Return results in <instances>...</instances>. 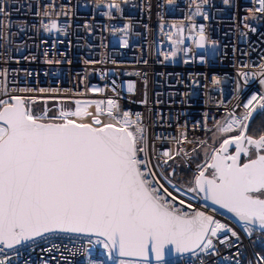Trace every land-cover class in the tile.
<instances>
[{
    "label": "built area",
    "instance_id": "obj_1",
    "mask_svg": "<svg viewBox=\"0 0 264 264\" xmlns=\"http://www.w3.org/2000/svg\"><path fill=\"white\" fill-rule=\"evenodd\" d=\"M109 2L5 0L11 23L3 30L5 38L0 39V84L5 90L16 89L10 95L25 98L30 108L41 103L57 116L78 99L104 101L103 117L109 99L132 119L139 114L152 171L178 196L175 206L187 213L199 211L200 194L182 195L188 188L166 174L178 155L163 167L167 158L161 154L179 149H183L180 154L193 152L203 145L200 141L206 142L217 122L227 120L229 113L239 116L252 95L264 94L259 82L264 78L260 75L264 71V14L254 11L258 0H230L228 5L223 0H174L171 5L167 0H120L119 10L110 8ZM196 3L207 19L192 16ZM42 21L55 22L61 31L46 32ZM200 27L206 36L203 48L197 46ZM253 27L255 32L250 30ZM180 40L183 42L178 43ZM172 51H176L175 57H171ZM241 73L249 75L247 82ZM129 83L135 85L132 92ZM93 107L96 109L95 104ZM181 131L186 132L187 140L178 143L175 138ZM173 185L181 192L174 191ZM179 199L192 207L180 205ZM214 220L231 227L240 239L227 234L228 245L214 239L219 255L191 254L150 264H259L256 246H264L260 230L248 236L239 222L225 215L214 214ZM97 239L65 238L57 241L61 251L52 253L42 251L49 244L34 249L25 246L13 257V264H44L45 260L48 264H119Z\"/></svg>",
    "mask_w": 264,
    "mask_h": 264
},
{
    "label": "snow or ice",
    "instance_id": "obj_2",
    "mask_svg": "<svg viewBox=\"0 0 264 264\" xmlns=\"http://www.w3.org/2000/svg\"><path fill=\"white\" fill-rule=\"evenodd\" d=\"M167 3L171 5L174 0ZM223 3L228 5L230 0ZM109 7L119 10L120 0H110ZM254 11L264 14V0H258ZM47 14L46 11L44 15ZM200 15L207 19L196 3L192 16ZM9 16L5 0H0V39L5 38L3 30L11 23ZM41 23L46 32L61 31L55 22ZM250 30L256 31L254 27ZM198 36L197 46L203 48V27ZM123 45L127 47L126 40ZM170 55L175 57L176 51ZM241 75L247 82L249 75ZM260 75L264 77V71ZM259 82L264 86V78ZM134 88V84H128L129 92ZM10 91L16 89L5 90L0 84V96L8 97L0 99V264H13V257L19 256L25 246L34 249L39 244H49L42 251L60 252L57 241H73L81 236L96 237L109 253L131 258L119 264H150V256L162 261L169 246L177 254L215 256L219 252L214 239L222 245H228L227 234L240 239L236 231L212 216L202 211L187 213L175 206L178 196L161 183L147 159L146 129L139 114L132 119L129 112L109 99L107 123L100 119L104 101L77 100L74 111L62 108L58 116L49 117L50 110L46 109L34 115L25 98L10 95ZM93 104L96 115L91 123H85L83 120L90 115L87 109ZM243 108L239 116L229 113L227 120L217 122L214 142L220 134L236 135L225 136L219 147L209 145L204 149L205 162L197 165L194 187L181 194L203 193L204 200L231 213L251 236L257 229L264 234V125L259 131H249L253 114L258 109L264 112V94L252 95ZM175 139L183 143L186 132L181 131ZM180 152L183 149L175 153L165 150L161 154L167 158L163 164ZM172 187L181 192L175 185ZM178 202L192 207L183 199ZM88 243L93 241L89 239ZM64 248L68 250L66 244ZM259 264H264V257L259 258Z\"/></svg>",
    "mask_w": 264,
    "mask_h": 264
},
{
    "label": "water",
    "instance_id": "obj_3",
    "mask_svg": "<svg viewBox=\"0 0 264 264\" xmlns=\"http://www.w3.org/2000/svg\"><path fill=\"white\" fill-rule=\"evenodd\" d=\"M260 110L258 109L256 113L253 114V119L255 118L256 114L259 112ZM252 122V121H251ZM250 122V123H251ZM85 123H91V122H85ZM234 148H231L230 151H233ZM162 166L164 167L165 164L162 163ZM211 170V169H209ZM175 169H172L170 171L169 175L171 178L174 177V173H175ZM207 175V173H206ZM201 198H202V204H201V208L199 211H202L204 212L206 215H210L214 218V214H223L225 215L226 217L238 222L236 220V218L231 214V213H228L225 209H221L219 208V206L217 205H213L211 203V201H206L203 199V193H199ZM96 238V237H95ZM113 258L116 259V260H125V261H129L131 260V258H126V257H120L117 253L115 252H112L111 253ZM188 255H191L190 253H186V254H177L175 253V250L174 248H172L171 246H169L168 248L165 249V256H164V259L162 261H156L154 256H150V263H157V262H164V261H168V260H172V259H175V258H179V257H183V256H188Z\"/></svg>",
    "mask_w": 264,
    "mask_h": 264
},
{
    "label": "rangeland",
    "instance_id": "obj_4",
    "mask_svg": "<svg viewBox=\"0 0 264 264\" xmlns=\"http://www.w3.org/2000/svg\"><path fill=\"white\" fill-rule=\"evenodd\" d=\"M34 105L35 104H33V106ZM41 105H42V108H41V110L38 111V113H36V115L43 113L47 109V108L44 107L43 104H41ZM69 109H71V107ZM48 114H50V115H48L49 117L54 116V115H57L56 112H55V110L54 111H51V112H48ZM216 132H217V128L214 129V130H212L210 132L209 137L206 140V143H204L203 145H201L200 147H198L195 152H191V153L189 152L190 156H185V154H183L182 156L179 155L177 157L178 160L177 161L175 160L174 162L176 164H181L183 166L181 168L184 169V168H188L187 164L189 165L190 162L195 161V158L198 157L197 159H200L201 160L199 162V165L200 164H203L205 162L204 149L207 148L209 145H214L215 147H217L222 142V140L224 139V137L226 136L224 134H220L219 139H217L214 142L213 141V134L216 133ZM185 166H187V167H185ZM198 171H199V169L197 168V171L195 170V174L193 176V180H194L195 175L198 173ZM188 186H190V185H188ZM107 261H109V260H107Z\"/></svg>",
    "mask_w": 264,
    "mask_h": 264
},
{
    "label": "trees",
    "instance_id": "obj_5",
    "mask_svg": "<svg viewBox=\"0 0 264 264\" xmlns=\"http://www.w3.org/2000/svg\"><path fill=\"white\" fill-rule=\"evenodd\" d=\"M41 108H42L41 103H37L31 107L34 115H36V113H38V111L41 110ZM179 155L182 156L183 154H179ZM197 158L198 157L195 158V161L190 162L189 165L187 164L188 168H184V169L180 168L181 170L179 169V175L176 178L174 177L173 179L182 185L191 186L193 182V176L195 174V170L197 171V165H199V162L201 161L200 159ZM175 160L177 161L178 159L176 158ZM181 167L183 166L181 165ZM169 173H170V169L166 170V174L169 175ZM256 245L258 244L256 243ZM256 249L259 256L264 257V246H256Z\"/></svg>",
    "mask_w": 264,
    "mask_h": 264
},
{
    "label": "flooded vegetation",
    "instance_id": "obj_6",
    "mask_svg": "<svg viewBox=\"0 0 264 264\" xmlns=\"http://www.w3.org/2000/svg\"><path fill=\"white\" fill-rule=\"evenodd\" d=\"M261 125H264V112L259 111V112L256 114L255 118H254V119L252 120V122L250 123V129H249V131H250V132L259 131L260 128H261ZM215 129H216V128H215ZM213 130H214V129H213ZM209 135H210V134H209ZM209 135H208V137H209ZM224 135H226V136H232V135H236V133L233 132V133H227V134H224ZM217 147H219V145H218ZM174 161H175V160H174ZM180 168H181V164H176L175 162L172 163V164L170 165V167H169L170 171H171L172 169H175V170H176L175 173H174V177H175V178L179 175V169H180ZM208 172H211V170H208ZM197 174H198V173H197ZM207 174H208V173H207ZM174 177H173V178H174ZM184 186H185V185H184ZM186 187L189 188L190 186H187V185H186ZM191 187H194V180H193V182H192Z\"/></svg>",
    "mask_w": 264,
    "mask_h": 264
},
{
    "label": "bare ground",
    "instance_id": "obj_7",
    "mask_svg": "<svg viewBox=\"0 0 264 264\" xmlns=\"http://www.w3.org/2000/svg\"><path fill=\"white\" fill-rule=\"evenodd\" d=\"M78 100H79V101H90V100H88V99H78ZM75 109H76V104L73 103L71 109H69V110L74 111ZM87 112L90 113V115H88V116L83 120V122H92V116L96 115V109L93 107V105H91V106L87 109ZM72 119H76V118H75V117H72ZM100 119H101L103 122H105V123H107V122L110 121V117H108V116L103 117V116L100 115ZM222 215H223V214H222ZM172 260H173V259H172Z\"/></svg>",
    "mask_w": 264,
    "mask_h": 264
}]
</instances>
